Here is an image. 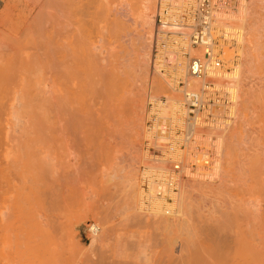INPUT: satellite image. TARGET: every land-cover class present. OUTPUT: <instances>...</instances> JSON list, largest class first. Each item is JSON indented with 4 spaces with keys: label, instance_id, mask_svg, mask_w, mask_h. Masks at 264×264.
Instances as JSON below:
<instances>
[{
    "label": "bare ground",
    "instance_id": "1",
    "mask_svg": "<svg viewBox=\"0 0 264 264\" xmlns=\"http://www.w3.org/2000/svg\"><path fill=\"white\" fill-rule=\"evenodd\" d=\"M99 3L100 5H97ZM7 4L6 11L0 16V134L15 133L17 131L25 133L33 130L39 133H57L61 135L66 146L63 161H61V163L63 162L62 165L65 166H62L65 168L64 171L66 170L65 174L61 173L64 177L60 179L62 182L66 180L73 183L80 178L79 161L82 132L94 123H100L99 125L102 128L105 127L104 125L107 123H104V120H109L108 113L110 110L107 109L109 101L112 96L116 97L115 94L119 95L117 93H121V88L123 90V87L126 89V86L129 88L132 85V89L129 88L131 91L128 88L127 91L125 89L124 91L126 94L130 91L132 99L138 98L135 101L138 100V111L136 112H139V114H137L138 121L134 123L136 125L134 126L138 129L137 134L140 138L149 137L148 130L145 127L147 114L143 116L145 114L144 104H146V98L149 99L147 103H150V101L157 102L159 97L155 96L157 95L156 92L166 91L167 104L157 103L158 107L163 109V114H166L172 108L174 109L173 112L179 110L182 113L180 108L183 102L180 101L184 91L178 89L177 85L172 86L168 82L166 83L170 87L167 88L165 86L167 84H163L165 87L162 86V79L160 80L159 77V75L161 76L160 66H158L160 63L159 57H157L158 62L153 61L154 71H156L155 73L159 79H149L148 69L151 54L144 55L142 52L141 45L146 38L152 40L155 37L161 41L166 40L163 36L157 37L156 0H96L97 9L91 3L93 9L85 7L81 5L83 2L80 3L78 0H10ZM87 8L91 9L93 13L88 12ZM95 10H97L96 13H94ZM237 21L240 22L244 32L241 48L242 58L237 72L239 92L237 115L235 120L226 127L215 128L220 137L221 160L226 165L222 167L220 160L218 174L221 171V186L218 185L219 187L217 186V189H215L216 187L214 188L212 185L203 184L204 179H197L190 175L188 180H182L178 183V193L174 192L173 189L167 190L164 188L165 184L156 181L154 174L162 169H168V158H163L160 161L158 158H147L148 160L145 158L146 163L143 167L146 169L143 178L144 180L145 178L150 180L148 181L150 182L148 194L141 188L136 175L133 174V180H131L134 183L132 185L133 197L139 210L146 209L155 215H179L191 208L192 199L190 198L195 196L199 199H211V201L225 200L228 202V200H231L230 203L228 202L231 205L234 197L226 195L227 191L225 192L224 189V184L228 179L245 187L251 177L250 181H253L258 186H256L257 188L264 190V160L263 158L260 159L263 160V163H259L256 154L261 149V142L264 139V0H248L242 18ZM93 25H96L97 33ZM182 44L187 48L191 58L202 55V52L194 48L190 42L186 43L185 40L184 42L182 40ZM185 78L188 81L185 89H197L200 85L198 81L189 78L187 75ZM130 80L132 84H126V82L130 83ZM147 84L148 90H146ZM119 97L120 95L115 99L118 101ZM90 102H96L94 106L98 103L99 109L96 110V113L99 116L97 120L96 117L94 118L95 112L93 113L91 108L93 106L90 107ZM120 105L118 106L120 107ZM118 106L114 107L117 109ZM248 110L252 112V115L247 114ZM120 111L118 113H121ZM114 117L115 115H113ZM116 121L117 123L115 121L114 123L110 122L113 123L112 125L115 124L114 127L119 128L118 131H120L123 128L121 126L124 124L119 122L118 119ZM107 125L109 127L111 124ZM111 128L113 129V127ZM111 136H114V133ZM156 144H159V142ZM158 147L164 148L160 145ZM254 151H256L255 154ZM162 152H166L165 148ZM261 152L263 151L261 150ZM260 154L262 155V153ZM156 163H162L160 164L161 167L156 169ZM253 163L256 166L252 165ZM62 167L61 171L63 172ZM250 167L255 168L258 171L257 173L263 177L261 179L256 177L258 174ZM251 169L254 171H251V173L256 174L255 177L254 175L248 176ZM135 172L137 171L135 170ZM73 184L76 185V183ZM73 187L75 188L74 185ZM255 190L256 193L260 191L259 189ZM168 198L171 199L172 203L169 202ZM262 198L258 197L256 200H262ZM190 200L191 202H189ZM255 203L257 205H253L254 212L250 210L241 211L244 214V222H247L246 226H243V223L241 225L248 228L244 229L240 225L236 236L235 233L233 234L235 237L230 235L234 238V241H232L234 244H231L233 246H228V249L231 250H229L230 254H226V246L223 248L224 250L222 249L224 252L219 247L214 248V250L219 249L223 253L218 251V254L221 253L219 257L216 255L217 252L211 256L213 250L212 253L210 250L214 247L211 246L212 248H209L208 252L210 257H208L209 255L206 258L201 257L204 252L200 256L194 252L196 255L192 253L193 258L189 252L192 258L190 260L187 258V261L179 260V263L228 264L229 261V264H231L232 257L234 263L236 258L238 260L241 257V262L236 260L238 264H248L249 262L253 264L254 260L257 259L254 258L252 261L251 255L248 254L249 257H246L249 260L244 259L246 255L242 257V255L252 251H256V254L255 252L250 253L253 254L252 256L254 254L257 256V253H259L262 254L260 256L264 257V227L261 229V227L256 228L257 224L254 226L257 220L256 217L261 216L262 211L260 209L264 207V204L262 205L264 201L261 204L257 201ZM240 205H244L243 202ZM253 216L256 217L253 219ZM261 218V221L264 220ZM251 219H253L252 222ZM261 221L258 224L263 226L264 224H261ZM95 226L99 227L94 224L93 230H95ZM248 229H252V231ZM256 229H259V232H256ZM99 231L101 232V230ZM99 231L97 233L94 231L92 235L95 238L93 243L99 240H97ZM224 239L220 241H224ZM208 243H206V246ZM203 244H201L202 247ZM195 246H199L202 250L205 248H201L198 244ZM244 246L247 251L244 250L246 253L241 254ZM185 248L189 249V246ZM259 248L263 250L261 251ZM202 250H197V253L202 252ZM189 255L187 257L190 258ZM227 255H232L230 260L228 258V261ZM180 258L185 259L186 257ZM169 259L168 262L164 259L165 262L161 261L160 264L178 263V260L172 263L171 260L169 262ZM258 260H260V257ZM126 264L130 263L126 262Z\"/></svg>",
    "mask_w": 264,
    "mask_h": 264
},
{
    "label": "rangeland",
    "instance_id": "2",
    "mask_svg": "<svg viewBox=\"0 0 264 264\" xmlns=\"http://www.w3.org/2000/svg\"><path fill=\"white\" fill-rule=\"evenodd\" d=\"M89 1L91 0H78L80 3L83 2L81 5L85 7L93 9L90 5L91 3L96 9L98 8L95 4L96 0ZM8 2L10 0H0V16L6 11L5 8ZM157 3L158 0H156V10ZM97 5H100V3ZM91 9H88V12L93 13ZM96 12L97 10L94 11V13ZM93 28L96 29V25H93ZM95 32L97 33V29ZM141 47L144 55L151 54V62L148 69L149 79H159L153 69L155 37L152 40L146 38L142 42ZM172 49H169V51ZM167 54L169 56L172 53L168 52ZM183 61L187 62L186 59L180 60V62ZM161 76L159 75L160 80L162 79V86L168 82V84L177 85L178 89L185 91L186 87L182 88V86L172 83L174 80L180 79V75L174 74L171 77H163L161 73ZM126 84L131 85V80L130 83L126 82ZM168 84L165 85L167 88L170 87ZM131 87L132 85L129 86V88ZM146 87V90H148V84ZM123 88L125 89V87ZM127 88L128 86H126ZM129 88L128 90L131 91L132 88ZM124 89L122 90L121 88V93H117L120 95L118 101L115 98L119 95L114 93L116 97H111L107 107L110 112L109 110L107 111L111 113H108V119L113 123L114 121L117 123V119L119 122H123L124 125L121 123L123 128L118 131L119 128L114 127L115 124L112 125L113 123L105 119L104 123H110L114 131L107 124L102 128L99 125L100 123H94L85 131L83 130L80 143V178L77 182H73L76 185L66 180L63 182L60 180L64 178L61 173L66 171L62 167L64 166L62 165L63 162L61 163L66 150L61 135L57 133H39L33 130V132L25 133L17 131L15 133L0 134V264H122L123 262H125L123 264H126V262L130 264H150V262L151 264H160L161 261L168 262V258H170L169 262L171 260L173 263L178 260L179 263L187 258L189 260L192 258L189 252L199 256L204 252L201 257L206 258L210 254L208 253L209 248L211 249L213 246L210 250L211 253L213 250L211 256L217 252L216 255L219 257L226 246L228 251L225 250V252L230 254V249L228 248L233 246L231 245L232 241H234L232 237H235L237 232H239L238 227L242 223L243 226H246L247 223L244 222V214L241 211L250 210L254 212L253 205H257L255 202L257 201L261 204L264 201V190L257 188L258 186L253 181H250V176L254 175L255 177L258 171L250 167L256 171V174L251 173V171H254L250 170L248 174V176L250 175V180L248 179L249 181L245 187L242 185L241 187L240 183L236 184L231 179L225 182L226 195L234 197L231 205L229 204L231 200L229 201L228 199L229 203L225 200V202L223 200H219L220 202L211 201V199H208L210 200L208 201L203 198L202 200L195 196L190 198L192 199V202L191 200L189 201L191 202V208L179 215H155L146 209L139 210L133 197L132 185L134 183L131 181L133 180V174L137 176L141 188L148 194L150 185L148 181L150 180L148 178L144 180L143 178V173L146 169L143 167L145 166L144 163H146L147 158H158L160 161L164 157L149 150V145L147 144L149 137L140 138L138 136V129L134 124L138 121L137 114L139 112H136L138 111V100L135 101L138 98L135 96L136 98H133V100L131 98L132 95L130 96V91L128 96L125 93L127 90L125 89L124 91ZM122 91H124V94ZM156 93L157 95H154L159 97V103L166 105V91ZM125 97L127 98L126 100ZM183 98L184 93L182 92L181 103ZM146 99V104H144L146 106H144L145 114L143 113V116H146L149 111V103H147L149 99ZM124 102L126 103L124 104ZM92 103L90 102V107L93 106L91 107L93 113H96V110L99 109L98 103L95 106L96 102ZM116 103H119L118 105L122 104L119 107ZM114 106H118V108L116 109ZM173 110V108L169 109V112L171 113ZM119 111L121 113H118ZM123 111L124 113H122ZM93 113L91 114L93 115ZM95 113V116H93L97 120L99 115ZM247 114L252 115V112L248 110ZM113 115H115L114 118ZM145 123L146 130H148L147 122ZM113 133L114 136H111ZM263 142L264 139L261 142L262 147L264 146ZM262 147L260 150L257 149L259 152L256 153L259 163H263L264 160V147ZM262 158L263 160H260ZM158 163L154 164L156 169L161 167L160 164H162ZM224 165V161L221 160V166L224 167ZM252 165L256 166L255 163ZM221 174L220 171L214 179H202L203 181H200L217 189V186H221L220 183L222 184L220 180ZM258 175L256 177L260 179L263 177ZM255 189L262 190L256 193ZM259 192L261 193L259 194ZM258 197L263 198L262 200L258 199V201L256 200ZM242 202L244 205H240ZM260 211L262 212L260 213L261 216H259L264 219V207ZM254 217L256 216H253V219ZM260 217H256L258 222L254 220V226L257 224L256 228L261 227L262 229L264 225L258 224L261 221ZM253 219H251V222ZM262 221L260 223L264 224V220ZM92 224H96L101 230V232L99 231V238H97L99 240L95 243H93L95 238L89 233V227ZM251 224L253 225V223ZM242 225L240 227L248 228ZM253 228L255 229V227ZM249 231H252V229ZM256 232H259V229H256ZM230 235L233 236L231 237ZM223 239L224 241H220ZM227 239L228 241L230 240L229 242L227 241L228 243L226 242ZM207 242L210 244L208 243L206 246ZM202 243H204L203 247ZM197 244L201 248L205 247V251L200 249L199 246L196 247L195 245ZM188 246L189 249L185 248ZM218 247L221 250L223 249L222 252L219 249L216 251ZM214 248L216 249L214 250ZM244 248L241 251L242 253L240 252L241 254L246 253L247 248ZM193 249L202 250V252H198V254L197 250L194 251ZM185 250L186 252H184ZM244 250L246 251L244 252ZM260 250L262 251L263 249ZM206 251L207 253H205ZM218 251L221 253L218 254ZM248 251L250 252V250ZM254 252L256 254V251ZM250 253L242 255V257L246 255L244 257L246 259L249 254L252 261L254 258L257 259L254 260L255 264L264 263V257L260 256L262 254L257 253V256L255 254L252 256L253 254ZM188 255L190 258L187 257ZM223 256L225 257V255ZM230 256L232 255L227 257V261L228 258L230 260ZM259 257L260 260H258ZM240 258L238 260L236 258V260L241 262L242 258ZM236 260L235 263L238 264ZM232 261H234L233 257L230 263L235 264ZM178 263L175 262V264ZM248 264L252 263L249 262Z\"/></svg>",
    "mask_w": 264,
    "mask_h": 264
},
{
    "label": "built area",
    "instance_id": "3",
    "mask_svg": "<svg viewBox=\"0 0 264 264\" xmlns=\"http://www.w3.org/2000/svg\"><path fill=\"white\" fill-rule=\"evenodd\" d=\"M247 1L158 0L156 33L166 40L155 38L154 61L158 62V56L163 75L181 76L173 84L185 88L186 75L200 84L197 89H185L182 113L177 110L164 115L159 101L149 103V150L168 158V169L157 171L154 178L167 190L177 192L178 183L190 175L208 180L218 174L222 148L215 128L226 127L237 115V72L244 40L237 20L242 18ZM182 40L202 55L191 58ZM168 52L172 54L168 56ZM92 226L91 235L100 230Z\"/></svg>",
    "mask_w": 264,
    "mask_h": 264
}]
</instances>
